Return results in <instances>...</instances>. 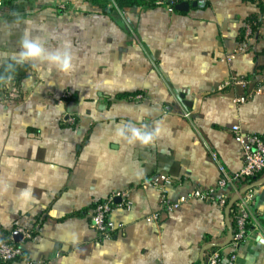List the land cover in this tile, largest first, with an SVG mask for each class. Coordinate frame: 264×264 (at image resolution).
<instances>
[{
	"label": "crops",
	"instance_id": "obj_1",
	"mask_svg": "<svg viewBox=\"0 0 264 264\" xmlns=\"http://www.w3.org/2000/svg\"><path fill=\"white\" fill-rule=\"evenodd\" d=\"M251 19L261 23L241 53ZM26 32L44 59L23 62L32 73L20 86L8 82L0 101V240L26 259L13 264H207L212 252H232L235 204L249 194L235 264H264V174L228 185L225 205L189 199L171 215L145 185L171 176L170 203L214 188L221 168L232 176L244 166L232 127L264 136V17L256 4L211 0L180 12L103 11L87 0L3 3L0 66L19 59ZM65 51L70 71L47 59ZM233 76L246 87L220 91ZM240 96L249 97L236 104ZM66 115L77 123L62 125ZM133 129L152 142L134 139ZM125 190L130 207L113 209L105 240L91 212ZM23 225L33 238L16 241Z\"/></svg>",
	"mask_w": 264,
	"mask_h": 264
},
{
	"label": "built area",
	"instance_id": "obj_2",
	"mask_svg": "<svg viewBox=\"0 0 264 264\" xmlns=\"http://www.w3.org/2000/svg\"><path fill=\"white\" fill-rule=\"evenodd\" d=\"M149 4H152L157 8H167L175 10V7L181 3L193 4L197 3L201 6H207L211 0H143ZM246 1V0H245ZM115 5V0H112ZM4 0H0V7L3 6ZM257 4V1L254 2ZM118 8V7H116ZM257 22H247L244 26V41L239 48V52L246 53L248 51L247 41L254 37L257 26ZM243 85L246 87L247 81L243 78L233 76L231 80L222 86L219 90H224L228 87ZM65 97H69L66 93ZM249 96H240L235 99L236 104L245 103ZM143 96H136L132 100L140 101ZM76 119L72 115H66L62 120L64 126H74ZM235 141L242 146L243 149V168L232 176L226 174L223 168L221 171V178L219 179L216 187L210 189H196L191 192L187 198H183L176 203H170L167 199L168 189L171 188L175 180L167 174H155L149 178L145 185L158 191L162 195V205L166 215H171L177 211L182 203L187 202L189 199L200 200L203 202H218L221 205L226 204L227 197L220 196V192L225 190L228 185L237 181L253 178L258 175L264 174V136L254 135L246 133L238 125H235L231 129ZM252 195H246L240 197L235 204V223L236 230L232 234V240L230 246L232 252L228 256H224L221 252L215 251L208 256L207 264H235L237 260V251L240 249L243 242L248 235V226L250 222V204ZM118 200L120 203H118ZM115 207L126 209L130 207L129 192L128 190L122 191L118 194H112L103 201L95 204L91 212L90 223L91 226L102 236L103 239L109 240L112 238L113 227L109 223V217ZM153 220L158 219L157 215L152 216ZM24 239L31 240L33 238V228L30 226H19L16 230ZM24 255L23 249L12 242L11 240H0V263L1 264H13L17 262L19 258ZM27 264H31L29 261Z\"/></svg>",
	"mask_w": 264,
	"mask_h": 264
},
{
	"label": "trees",
	"instance_id": "obj_3",
	"mask_svg": "<svg viewBox=\"0 0 264 264\" xmlns=\"http://www.w3.org/2000/svg\"><path fill=\"white\" fill-rule=\"evenodd\" d=\"M17 1H30V0H4V5H11ZM91 5L98 7L99 9L106 10H114L118 7L120 10L132 7H153L152 4H149L143 0H115L114 7H111L112 0H87ZM247 2L253 3L257 1V6L260 9V14L264 17V0H246ZM248 22H257V26L254 28L257 29L261 23L260 19H251ZM9 65H12L10 68ZM33 71V67L30 64L26 63H15L14 59H10L6 64L0 66V101L2 94L5 92L4 89L8 82H14L16 86H20L21 83L30 76ZM9 76H11V80H9ZM3 90V91H2ZM236 230V223L232 226V234ZM26 260L25 254L18 259V261ZM17 261V262H18Z\"/></svg>",
	"mask_w": 264,
	"mask_h": 264
},
{
	"label": "clouds",
	"instance_id": "obj_4",
	"mask_svg": "<svg viewBox=\"0 0 264 264\" xmlns=\"http://www.w3.org/2000/svg\"><path fill=\"white\" fill-rule=\"evenodd\" d=\"M44 47L38 42L37 39L30 38L29 34L26 32L24 37L21 40V51L18 53L19 59L15 57V63H23L25 61H32L36 59H44ZM47 59L56 62L60 70L70 71L72 69V56L69 52L65 51L62 54L50 55ZM11 68L12 65H9ZM11 80V76H9ZM159 128L156 132L159 133ZM132 136L134 139L139 140L142 144L147 145L152 142V135H142L140 132L135 129L132 130Z\"/></svg>",
	"mask_w": 264,
	"mask_h": 264
},
{
	"label": "water",
	"instance_id": "obj_5",
	"mask_svg": "<svg viewBox=\"0 0 264 264\" xmlns=\"http://www.w3.org/2000/svg\"><path fill=\"white\" fill-rule=\"evenodd\" d=\"M196 7H198V4H197V3H193V4L181 3V4L177 5V6L175 7V9H176L177 11H180V12H188V11H190V9H192V8H196ZM236 200H237V199L234 198V199L231 201L230 205L232 206ZM21 238H22V236H21L20 234L15 233V240H16V241H17V240L19 241ZM231 240H232V234H230V237H229V240H228V241L230 242Z\"/></svg>",
	"mask_w": 264,
	"mask_h": 264
},
{
	"label": "rangeland",
	"instance_id": "obj_6",
	"mask_svg": "<svg viewBox=\"0 0 264 264\" xmlns=\"http://www.w3.org/2000/svg\"><path fill=\"white\" fill-rule=\"evenodd\" d=\"M111 7H114V5L111 3ZM116 9V8H115ZM1 91V90H0ZM3 91V90H2Z\"/></svg>",
	"mask_w": 264,
	"mask_h": 264
}]
</instances>
